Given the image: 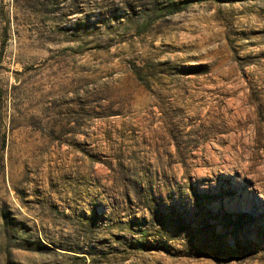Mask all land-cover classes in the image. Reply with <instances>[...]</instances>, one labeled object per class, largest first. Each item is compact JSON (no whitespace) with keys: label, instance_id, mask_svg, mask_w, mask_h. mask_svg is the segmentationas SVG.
Returning <instances> with one entry per match:
<instances>
[{"label":"rangeland","instance_id":"374dc122","mask_svg":"<svg viewBox=\"0 0 264 264\" xmlns=\"http://www.w3.org/2000/svg\"><path fill=\"white\" fill-rule=\"evenodd\" d=\"M0 264H264V0H0Z\"/></svg>","mask_w":264,"mask_h":264}]
</instances>
